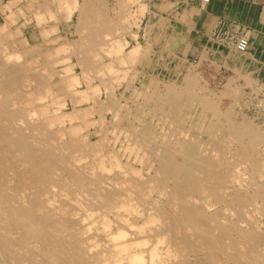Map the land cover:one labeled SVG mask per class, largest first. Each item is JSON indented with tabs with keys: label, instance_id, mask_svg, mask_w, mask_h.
<instances>
[{
	"label": "bare ground",
	"instance_id": "bare-ground-1",
	"mask_svg": "<svg viewBox=\"0 0 264 264\" xmlns=\"http://www.w3.org/2000/svg\"><path fill=\"white\" fill-rule=\"evenodd\" d=\"M72 5L79 43H10L0 24V264H264V165L250 160L244 183L216 139L228 129L226 144L255 146L264 133L222 115L192 77L152 105L121 98L138 56L125 19Z\"/></svg>",
	"mask_w": 264,
	"mask_h": 264
},
{
	"label": "rangeland",
	"instance_id": "rangeland-1",
	"mask_svg": "<svg viewBox=\"0 0 264 264\" xmlns=\"http://www.w3.org/2000/svg\"><path fill=\"white\" fill-rule=\"evenodd\" d=\"M72 1H75L77 6L81 0H60L59 2L64 5L63 8L57 7V1L55 2V0L52 2L51 0H0V24L4 22L5 32L9 31L6 36L9 38H6L8 39L7 41L19 44L35 42L67 44L68 42L71 45V43H79L81 29L76 20L77 8L72 5ZM96 1L100 5L105 4L100 7H104L102 11L105 12L104 14L107 13V18L109 17L110 21H112L111 17H113L116 27L119 25L118 21L122 18L125 19H122L123 23L121 24L122 28L124 27L122 40L126 41L125 43L129 42L127 48L135 45L138 55L135 57L138 59L143 57L149 63V67L140 66L135 64L138 61L136 58L126 67L124 65L125 73H127L125 75L120 74V81H118L120 85L117 86L119 83H116V86L119 87L117 90L122 95L121 98L129 99V95L135 94L138 101H142L145 104L149 101L147 105H152L155 96L158 93H163L167 84L172 83L176 88L182 89L188 85L185 77H192L194 78L193 90L211 101L215 99L213 101L219 106L218 109L222 112V115L228 112V116L234 122L241 125L248 123L251 127L253 126L254 130L264 133V78L261 76L259 78L255 74L254 71H257L261 63L256 66L257 61L248 55L249 49L248 51H239L235 43L224 42V40L227 41L226 36L221 37L220 40L217 35H212V39L208 43L204 42L198 49L190 48L188 50L189 46L184 37V28L191 24V19L183 14L176 19L169 15L172 12L169 9L173 0ZM174 1L177 2L175 10L178 13L187 3L194 0ZM122 3L126 7L124 15L121 14V8H119ZM199 5L201 8L206 7L202 6L200 1ZM71 6L74 8H71ZM30 8L33 9L31 10L32 12H29ZM33 12L38 13V19L34 18L37 13L34 14ZM160 19L165 20L167 26L157 25ZM75 22L76 24H74ZM192 22L194 21L192 20ZM116 34H120V31L107 34V37H116ZM111 40L113 39L111 38ZM221 41L223 43H219ZM107 43V48H109V44L113 43V41L107 40ZM109 59H111V55ZM232 82H235V84ZM143 90H148L150 95L148 94L144 98L140 94L144 92ZM129 101L132 100L129 99ZM222 119L224 120V118ZM227 131L228 129H222L217 135L216 139L224 140L221 143L218 141V143H223L222 147L225 148V151H221L217 155L219 156L220 154L219 158L232 159L231 162L235 165L232 164L231 170L236 171L240 180L242 181L243 179V182L246 183L245 181L248 182L251 176L249 173L254 169L250 160L255 159L264 165V155H262L264 154V143L253 146L249 142L248 136H243L241 138L242 143L235 142L228 145L226 144V138L229 133ZM200 136L201 139L209 142L208 133ZM208 142H205V147L210 154V151H214L215 146L212 141ZM239 156L242 157L241 160H238L239 158L237 157ZM226 192L228 195L231 193L229 190ZM256 217L262 222L264 221L263 216L256 214ZM191 258L194 259L193 256Z\"/></svg>",
	"mask_w": 264,
	"mask_h": 264
},
{
	"label": "crops",
	"instance_id": "crops-1",
	"mask_svg": "<svg viewBox=\"0 0 264 264\" xmlns=\"http://www.w3.org/2000/svg\"><path fill=\"white\" fill-rule=\"evenodd\" d=\"M175 4L176 1H171L169 15L172 18L183 14L191 19V24L184 28L188 50L200 48L212 39V35H217L220 40L226 36L224 42L233 44L240 35L246 34L249 37L248 55L257 61L256 66L261 63L254 72L257 77L264 78V0H212L204 8L194 0L178 13Z\"/></svg>",
	"mask_w": 264,
	"mask_h": 264
},
{
	"label": "built area",
	"instance_id": "built-area-1",
	"mask_svg": "<svg viewBox=\"0 0 264 264\" xmlns=\"http://www.w3.org/2000/svg\"><path fill=\"white\" fill-rule=\"evenodd\" d=\"M199 1L202 6H207L212 2V0H199ZM235 44H236V48L239 51H248L249 37L246 34H242L236 39Z\"/></svg>",
	"mask_w": 264,
	"mask_h": 264
}]
</instances>
